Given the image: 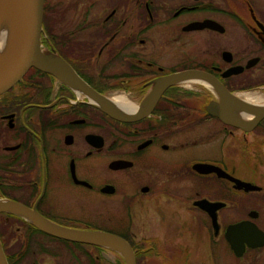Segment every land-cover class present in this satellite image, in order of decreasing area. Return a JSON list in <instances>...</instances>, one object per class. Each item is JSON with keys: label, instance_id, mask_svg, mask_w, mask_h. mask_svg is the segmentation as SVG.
<instances>
[{"label": "flooded vegetation", "instance_id": "af4514ba", "mask_svg": "<svg viewBox=\"0 0 264 264\" xmlns=\"http://www.w3.org/2000/svg\"><path fill=\"white\" fill-rule=\"evenodd\" d=\"M40 43L81 84L30 67L0 94V200L116 234L135 264H264V116L234 106L264 99V0H43ZM29 228L0 212L15 264H124Z\"/></svg>", "mask_w": 264, "mask_h": 264}, {"label": "water", "instance_id": "95a60500", "mask_svg": "<svg viewBox=\"0 0 264 264\" xmlns=\"http://www.w3.org/2000/svg\"><path fill=\"white\" fill-rule=\"evenodd\" d=\"M14 5L16 9V31L13 45L4 57L0 56V94L18 82L30 67L38 68L56 76L67 84L73 85L76 83L80 85L81 81L75 76L66 63L60 58L51 54H46L41 50L40 33L42 27L43 0H14ZM92 96L94 100H98L99 102L100 99L97 97L96 93L93 92ZM104 102L105 106L103 110L106 113L116 119H122L113 105L108 104L106 100ZM253 105L257 107L250 106L240 100L234 102L236 108L238 106L244 107L253 115L251 120L252 123L264 116V104L263 106ZM221 116L226 119L228 118L223 115ZM229 120L233 122L232 118H229ZM241 185H245L246 188L251 187H247V185H250L248 183L241 182ZM252 188L256 187L252 186ZM208 205L209 208L205 207L206 210L213 213V208L211 206L213 204L210 203ZM0 212H9L23 217L28 216L29 221L38 230L48 235L69 241L107 247L116 251L123 258L124 264H135V255L131 246L125 239L111 232L63 227L43 218L35 210H30L26 206L11 200H0ZM22 213H24V215ZM243 229L244 228H239V226L229 227L226 231V238L232 241L235 235L236 238L240 237L242 240L248 239L250 229L240 234ZM245 232L247 234H245ZM0 264H8L1 244Z\"/></svg>", "mask_w": 264, "mask_h": 264}, {"label": "bare ground", "instance_id": "6f19581e", "mask_svg": "<svg viewBox=\"0 0 264 264\" xmlns=\"http://www.w3.org/2000/svg\"><path fill=\"white\" fill-rule=\"evenodd\" d=\"M15 15L14 0H0V56L2 57L7 54L14 42ZM247 97V102L263 106L264 99L261 96L252 94Z\"/></svg>", "mask_w": 264, "mask_h": 264}, {"label": "rangeland", "instance_id": "374dc122", "mask_svg": "<svg viewBox=\"0 0 264 264\" xmlns=\"http://www.w3.org/2000/svg\"><path fill=\"white\" fill-rule=\"evenodd\" d=\"M94 214L96 215H101V210L98 208H95L93 211ZM137 224H139L137 227H135V231L137 233L136 238L144 236V237H152V206L146 209V211L143 214H139L136 218ZM109 230L108 228H106ZM163 227L158 226L157 229L155 230L156 233L162 235L163 234ZM112 231H115L114 229H110ZM188 234L186 233L185 236ZM15 236V235H14ZM186 239L189 241L190 238L186 237ZM179 240V238H178ZM1 244V242H0ZM17 247H19V243L16 242L14 243ZM13 244V245H14ZM205 253L202 251V254H198V256H204ZM108 257L112 259L111 255L108 254ZM148 264H152V259H148L146 261Z\"/></svg>", "mask_w": 264, "mask_h": 264}, {"label": "trees", "instance_id": "16d2710c", "mask_svg": "<svg viewBox=\"0 0 264 264\" xmlns=\"http://www.w3.org/2000/svg\"><path fill=\"white\" fill-rule=\"evenodd\" d=\"M27 231H28V233H29L28 235H31V236L34 235L35 233L39 232V230H38L37 228H36V229H35V228H29V229H27ZM1 246H2V245H1ZM142 247H143V246H142ZM142 247H141V248H142ZM22 257H23V253H22V252H19L18 254L15 255V260H16V261H15L14 263L11 261V259H8V258H7V260H8L7 262H8V264H15V263L19 262V260H20Z\"/></svg>", "mask_w": 264, "mask_h": 264}]
</instances>
